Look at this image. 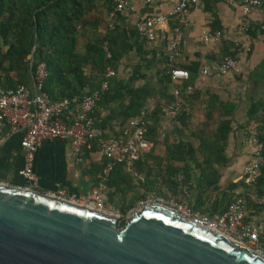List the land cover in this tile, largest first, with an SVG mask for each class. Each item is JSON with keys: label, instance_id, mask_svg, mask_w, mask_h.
<instances>
[{"label": "trees", "instance_id": "16d2710c", "mask_svg": "<svg viewBox=\"0 0 264 264\" xmlns=\"http://www.w3.org/2000/svg\"><path fill=\"white\" fill-rule=\"evenodd\" d=\"M123 23V14L115 11L112 0H0V92L31 87L36 83L40 66L45 73L41 89L51 102L81 99L106 82L107 91L91 114L103 138L116 136L106 133L113 122L121 130L129 120L142 117L154 148L165 150L162 157L154 155V148L144 154L132 166L135 176L123 165L114 167L105 183L108 203L117 207L120 204L121 217L147 194L176 203L187 201L193 210L207 216L224 213L229 204L246 194L244 181L224 189L219 187L231 133L230 119L223 117L231 118L234 107L213 97L207 104L203 127L191 133L193 141L183 140L179 134L177 138L168 134L161 137V107L173 100L174 89L182 93L191 86L190 78L186 82L171 81L169 71L180 68L170 63L168 57L156 62L155 53L146 49L147 42L136 27H124ZM213 29L218 30L216 26ZM256 30L264 34V23L261 27L247 28L248 36L254 38ZM233 50H226L223 58L232 56ZM131 57L137 58L131 75L127 79L119 78L122 61ZM108 70L114 76L107 77ZM252 80L254 92L264 88V65L253 74ZM192 99L193 95L190 104ZM150 100L159 102L147 112ZM216 104L226 112L219 114L222 120L213 129L210 121ZM190 116L181 113L175 122L186 127ZM247 117L249 128L254 127L257 132L264 157V98L251 100ZM98 151L100 146L93 143L92 149L83 148L82 154L88 156ZM105 163L103 160L93 167L95 185L101 181ZM179 176L183 183L191 184L189 197L181 191ZM238 188L242 192L235 191ZM253 188L257 197L264 196V168ZM129 193L133 197L126 203ZM212 194H216L213 201Z\"/></svg>", "mask_w": 264, "mask_h": 264}, {"label": "built area", "instance_id": "2783aa9c", "mask_svg": "<svg viewBox=\"0 0 264 264\" xmlns=\"http://www.w3.org/2000/svg\"><path fill=\"white\" fill-rule=\"evenodd\" d=\"M207 0H180L178 5L170 9L164 15L141 17L136 24V29L147 42L153 43L156 38L163 39L164 28L173 23L172 37L167 41L169 51L168 61L174 63L179 51V38L181 29L189 24V15L192 10L201 6ZM217 3L234 5L239 3L243 8L244 15H248L252 8L259 7L264 0H213ZM115 11L118 13L132 12L133 6L129 0H112ZM236 33L241 37L233 50L232 56L224 57L220 62L200 69L199 74L203 78L214 76L229 77L239 72V59L241 55L250 52V37L246 27H238ZM221 32L204 31L201 41L219 42ZM171 81L186 82L190 75L183 69L173 68L169 71ZM42 66L38 68L36 83L27 87L0 92V136L8 125L14 133L21 134L20 149L24 155V165L18 171L27 184V189L36 187V176L33 172L34 155L44 141H67L76 157V162H82V150L92 149V144L100 146L97 152L99 161L105 160L102 170L101 181L91 189L86 197H77L73 193L59 190L52 195L73 204L89 208L106 216L120 219L121 215L105 202V183L109 173L114 167L123 165L127 172L132 173V166L141 157L153 149V143L147 137V127L142 117L131 119L127 122L116 136L103 138L102 132L96 128L97 122L91 117L96 104L108 84L104 82L101 87L81 99L63 100L51 102L49 97L42 91V79L44 77ZM114 76L108 70L107 77ZM194 93L192 86L187 87L182 93L178 89L173 91V100L161 107L162 119L174 122L181 113L191 114L190 96ZM245 142L252 149V157L244 167V184L251 186L257 179L259 172L264 168L263 147L257 139V132L250 127L245 132ZM181 185V191L189 197L190 183H183L182 177L177 178ZM256 205L264 209V198L256 200ZM145 206H157L178 213L183 218L194 224L214 231L224 237L238 243L264 257V246L260 242L264 236L263 222H246L247 200L245 196L238 197L229 204L222 214L207 216L200 211L193 210L187 201L176 203L159 196L149 195L144 200L137 202L130 210L132 215L135 211Z\"/></svg>", "mask_w": 264, "mask_h": 264}, {"label": "crops", "instance_id": "0c3cea01", "mask_svg": "<svg viewBox=\"0 0 264 264\" xmlns=\"http://www.w3.org/2000/svg\"><path fill=\"white\" fill-rule=\"evenodd\" d=\"M133 6L132 12H123L124 27H136L141 17L148 14L164 15L170 9L178 5L180 0H129ZM264 23V3L259 7L252 8L248 15H244L242 6L237 3L226 5L213 0L205 1L201 6L191 11L189 24L181 29L179 38V54L174 60V65L190 72L194 69V74L190 75V84L194 89L191 101V116L186 127H181L178 122H170L161 119L159 123L161 137L177 134L183 140L193 141L191 133L203 127L205 121L206 107L214 97L222 104H231L234 109L229 117L231 133L228 137L225 157L227 164L220 170L221 178L219 187L226 188L229 184H236L243 181L244 167L252 157V149L245 142L246 128L248 123L247 112L251 105V100L264 98V88H259L254 92L252 76L261 71L264 65V34L256 30L255 37L250 38V52L241 55L239 59V72L229 77L203 78L199 71L205 66H211L220 62L226 50L232 51L236 48L241 37L236 33L238 27L254 28L261 27ZM173 23H169L164 28L165 37H158L153 43H146V49L155 53L156 62L163 61L168 57L169 51L167 41L172 37ZM218 30H214L213 27ZM204 31H219L221 39L219 42L209 41L203 43L201 36ZM137 62V58L127 61L123 60L118 70V77L127 79L131 75L132 66ZM162 63V62H161ZM162 67V65L160 66ZM31 88V87H30ZM150 100L147 112L154 109ZM155 104V103H154ZM213 112V119L210 121L211 127L216 128L221 112H226L216 104ZM170 122L171 127L168 133L163 134L165 125ZM251 124V123H250ZM120 127L113 122L111 128L106 130L110 136L118 134ZM21 134L14 133L10 126H6L0 136V184L17 188H27L28 184L18 176V171L24 165V155L20 149ZM151 141V140H150ZM152 142V141H151ZM153 143V142H152ZM197 146V144H195ZM154 148V147H153ZM154 155L162 157L165 150L161 147L154 148ZM82 162L77 163L67 141H44L34 155L33 172L36 176V187L31 190L54 194L59 190L73 193L77 197H86L91 189L95 187L96 177L94 175L95 165L100 163L97 152L89 153L88 156H81ZM133 176L136 172L132 171ZM255 183V182H254ZM254 183L246 186L244 196L247 200V222H263L264 209L256 205V200L263 199L256 196ZM237 192L242 190L238 188ZM216 194H212L210 200H215ZM249 197V201L247 199ZM264 246V236L260 239Z\"/></svg>", "mask_w": 264, "mask_h": 264}, {"label": "water", "instance_id": "95a60500", "mask_svg": "<svg viewBox=\"0 0 264 264\" xmlns=\"http://www.w3.org/2000/svg\"><path fill=\"white\" fill-rule=\"evenodd\" d=\"M0 264H264V257L165 208L145 206L119 227L89 208L0 184Z\"/></svg>", "mask_w": 264, "mask_h": 264}, {"label": "rangeland", "instance_id": "374dc122", "mask_svg": "<svg viewBox=\"0 0 264 264\" xmlns=\"http://www.w3.org/2000/svg\"><path fill=\"white\" fill-rule=\"evenodd\" d=\"M154 103H155V104H154ZM153 105H154V106L156 105V101L153 102ZM170 122H171V121H170ZM170 122H168V123L165 125V128H164V130L162 131L163 134L168 133V131H169L170 127H171V123H170ZM136 185H137V184H136ZM142 192H143V191L140 190V193H142ZM149 195H153V194H147L146 197L149 196ZM132 197H133L132 193H129V194L126 196V200H125V202L127 203V201H129V199H131ZM105 202H106L107 205H110L111 207H113V208H114V209H115V210L121 215V212H120V204H118V207L115 206V205L109 204L108 201H107V198H106V197H105ZM136 203H137V202H136ZM136 203H135V205H136ZM130 210H131V209H130ZM130 210L127 212V214H126L124 217H121L120 219L117 220L118 226H121V225H119L121 222H124V223H125L126 219H127L128 217L131 216V214L129 213Z\"/></svg>", "mask_w": 264, "mask_h": 264}, {"label": "bare ground", "instance_id": "6f19581e", "mask_svg": "<svg viewBox=\"0 0 264 264\" xmlns=\"http://www.w3.org/2000/svg\"><path fill=\"white\" fill-rule=\"evenodd\" d=\"M219 234V233H218Z\"/></svg>", "mask_w": 264, "mask_h": 264}]
</instances>
